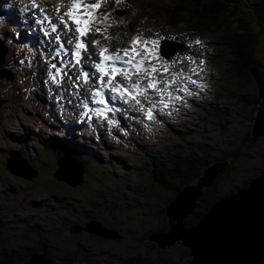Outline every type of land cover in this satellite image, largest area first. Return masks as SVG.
Returning <instances> with one entry per match:
<instances>
[{
    "label": "rangeland",
    "instance_id": "374dc122",
    "mask_svg": "<svg viewBox=\"0 0 264 264\" xmlns=\"http://www.w3.org/2000/svg\"><path fill=\"white\" fill-rule=\"evenodd\" d=\"M236 1V9L240 12L237 20H247L251 24L258 22L256 9L264 7V0ZM105 3L106 0H102L101 6ZM176 3L177 0H136L126 9L130 14L133 10L138 12L131 20L128 17L119 21L113 14L104 18L96 16L97 23L104 26L97 33L93 25L94 30L91 28L85 36L79 37L87 45L94 46V50L89 51L87 48L83 52V60L78 67L80 71L73 75L65 68L57 75L51 66L53 62L57 67L62 62L73 65V51L62 49V54L47 59L48 66L43 70L24 67V77L14 76L12 82L6 79L0 81V100L5 102L0 115V228L5 236L0 243V264L6 263V257L12 253L15 254L11 258L15 255L25 258L24 255L30 250L31 254L26 257L28 259L45 245L47 248L41 252L42 256H46L47 252L55 264H63L65 256H75L78 252L91 255L88 257H93L97 264H120V261L135 257L143 259L146 264L154 263L160 255L158 249L147 239L148 244L141 242V239L148 233L164 231V226L168 225L165 213L160 215L159 211L164 209L171 191L156 184L153 162L160 158L162 166L164 164L171 170L173 162L181 161L178 164L184 167V171L189 160L199 163L209 158L213 162L209 166H212L229 161L226 158L241 148L237 158H231V167L226 171L227 180H220L211 198L230 196L237 186L241 187L238 190L248 189L250 182L261 174L264 169V139L259 138L255 144L247 141L256 114L253 116L252 107L242 99L256 94L258 87L254 83L243 87L234 82L227 72V60L221 55L220 49H216L215 56L209 58L210 64L201 65L199 75L207 77L213 73L216 76V83L209 82L208 101L196 109L189 106L190 103L176 99V106L182 107L178 112L182 117L180 120L177 121L173 114L168 113L171 122H164L162 126L154 124L149 129L143 127L150 116L148 108L154 106V101L170 96L172 91L179 95L184 94L187 88L195 89L190 83L188 87L179 89L172 81L170 64L156 58L162 32L195 30L186 18H169V15L174 17ZM235 22L233 28L237 26ZM111 26H117L121 33L110 34ZM253 31L264 32V27L254 24ZM124 32L127 40L114 38ZM203 36L214 46V42L222 41L221 34L215 32ZM136 37L139 38L136 46L142 51L145 48L149 50V54L137 59L154 66L147 68L143 75L130 71L132 75L128 79L119 74L113 77L119 85L123 82L136 86L135 81L139 80L145 85V90H149L145 93L143 88H139L137 94L140 102H135V107L139 109L140 119L132 124L133 119L126 114H117L111 102L106 101L107 97L115 98V94L108 91V95H105L106 88H96L92 82L99 77L98 72L94 73L90 81L89 74L87 81L80 74L84 71L83 62L89 67L96 64L94 56L99 58L101 49H107L106 53L118 52L120 47L115 43L133 44V38ZM260 40L258 57L264 60V36ZM93 41L99 43L91 45ZM107 41L113 45H108ZM76 43L77 40H74L73 47ZM201 47L207 48L204 44ZM178 61L177 66L182 67V60ZM256 67L260 69L262 77V67ZM152 68L157 71L152 72ZM52 76H56V80ZM157 81L163 83L157 84ZM150 82L156 87L148 88ZM92 84L95 89L90 90L88 86ZM21 85L27 87L28 100L19 99L23 97ZM219 88H222L223 95ZM95 90L107 102L103 103L101 109L93 105L95 103H84L94 100ZM84 91L85 94L90 91V96H84ZM184 110L187 112L184 113ZM124 120L139 133L133 136L121 134L118 128ZM6 121L7 125L4 126ZM80 125L86 126V129L75 132V126ZM52 141L71 146L67 155L78 157L84 164L85 174L81 185L73 187V184L56 179L60 171L58 160L66 156V152L54 147L47 148L46 144ZM16 151L37 174L33 181L15 176L8 170V161ZM168 180L175 185L179 183V179L170 176ZM248 182V187L242 188ZM24 216L29 220L22 221ZM91 220L100 221L108 230H117L124 239L114 242L86 232L72 234L74 226H86ZM171 248L165 255L175 261L173 256L179 254L180 248ZM11 258L6 264H11ZM24 262L14 257V263ZM81 263L85 264L80 260H75L74 264Z\"/></svg>",
    "mask_w": 264,
    "mask_h": 264
},
{
    "label": "water",
    "instance_id": "95a60500",
    "mask_svg": "<svg viewBox=\"0 0 264 264\" xmlns=\"http://www.w3.org/2000/svg\"><path fill=\"white\" fill-rule=\"evenodd\" d=\"M0 46L1 66L5 48ZM251 74L260 99L251 136L264 139V81L258 67L253 66ZM13 153L8 161V170L15 176L33 181L37 174L19 152ZM231 160L205 167L193 184L184 186L165 211L168 230L151 233L147 241L160 250L176 245L189 249L188 264H264V169L250 182L248 189L237 190L215 203L197 224H186V220L195 215L205 190L212 188L219 176H226ZM58 163V181L73 184V187L83 183L85 169L80 162L65 157ZM71 232H87L109 240L121 239L117 231L108 230L97 221H91L85 227L74 226ZM1 235L0 230V240ZM30 264L52 263L47 256L40 254L35 255Z\"/></svg>",
    "mask_w": 264,
    "mask_h": 264
},
{
    "label": "trees",
    "instance_id": "16d2710c",
    "mask_svg": "<svg viewBox=\"0 0 264 264\" xmlns=\"http://www.w3.org/2000/svg\"><path fill=\"white\" fill-rule=\"evenodd\" d=\"M240 1V0H239ZM237 5L238 2L236 0H177L175 9L173 10V15H169V18L172 19H180L179 17L186 18V20L191 21L187 22L188 24L191 23V25L194 27V29L198 30L202 34L209 33L212 35V32L221 34V42H214L217 49H220L223 57L227 60V72L231 76V78L234 80V82H237L239 86L247 87L250 83H254L253 76L251 74V69L253 66L259 65L262 67L261 75L264 79V60L259 59V46L263 39L264 32H254V24L261 25L264 27V7H258L256 9V13L258 16V22H255L254 24L249 23L247 20H237V18L240 15V12L237 11ZM191 19V20H190ZM237 20V21H236ZM168 22L167 20H165ZM236 21V22H235ZM233 22L236 23V28H233ZM170 23V22H168ZM260 42V43H259ZM264 53V52H263ZM262 53V54H263ZM255 84V83H254ZM220 93L223 95L222 88H219ZM242 99L247 102L246 105H249V107H252L253 116L257 113L259 110V98L256 94H252L251 96L247 98ZM219 100H221L219 98ZM5 106V102L0 100V113L2 108ZM221 120L223 118H220ZM76 129H79L77 127ZM252 133V132H251ZM248 135L247 141L250 144L257 143L258 139H253L252 136ZM48 143V142H47ZM47 145V146H46ZM45 146L47 148H57L62 149L66 153L69 154L68 151L71 150V146H64L62 142L59 141H52L49 144H46ZM241 148L236 149L233 152V156H230L226 158V160L234 158L236 159L238 156V153L241 152ZM173 161V160H172ZM191 162L188 163L189 165L187 168L182 171L184 167H180L181 161L173 162V168L169 170L166 168L160 160V158L157 159V162H153L155 164V168L153 170V176L156 184L165 189L171 191V197L166 202L164 209L159 211L160 215H163L169 206L170 201L175 198V196L178 194L179 191L183 189L184 186L191 184L192 182L196 181L198 177L202 174V169L206 166H209L213 162L208 158L205 159L203 162L195 163V161L189 160ZM175 164V165H174ZM264 165V157L262 161V166ZM231 167V166H230ZM229 167V168H230ZM264 168V167H263ZM263 170V169H262ZM189 172V178L187 177V173ZM168 176L171 178H177L179 179L178 185H175L174 183L170 182L168 180ZM219 178L216 181V184L210 188L205 190V195L202 197L198 209L195 212V215L188 218L186 220V224L188 226L196 224L200 219L206 216L208 213V210L217 202H219L221 199L225 197V195H219L216 198H211V195H214V192L216 191V188L218 186V183L220 180H227V176H219ZM248 183L242 188H247ZM241 187L237 186L234 189V193ZM210 199V200H209ZM1 221V219H0ZM168 225H165L163 230H167ZM1 230V228H0ZM114 230V229H112ZM2 232V231H1ZM148 235H143L141 242H144L145 244H148L146 242V239H148ZM5 236L2 233L1 235V243L4 240ZM112 241V240H108ZM115 242V241H114ZM119 242V241H116ZM151 245V244H149ZM176 247V246H175ZM180 249H178L179 254L173 256L175 258V261L172 260V257H169L166 254V252L170 251L172 248H169L166 251L160 250L156 245L155 248L158 249V253L160 254L157 260H154V263H148V264H157L159 262H164L165 264H178L179 261H183L189 254L190 251L188 249L182 248L177 245ZM47 246L45 245V248H39L37 251V254H40L41 252L46 251ZM34 253V252H33ZM47 253V252H46ZM15 253H12V255L7 256L6 263H9L8 258H11ZM31 254V251H28L24 256L25 258L21 256H14L16 258H21L24 263H26L33 255H31L28 259V255ZM91 256V255H88ZM84 255V253H76L75 256H65L63 259V263L65 264H74L75 260L77 261H84L86 264H97L93 257H88ZM14 257H12L11 264L14 263ZM79 257V259L77 258ZM82 260H81V258ZM51 258V257H50ZM20 259V260H21ZM27 259V260H25ZM89 260V261H88ZM136 263V264H146V261L143 259H139L135 257L134 259H128L125 261V263ZM5 262L3 264H6ZM16 264V263H14ZM99 264V263H98ZM114 264V263H112ZM121 264V263H120Z\"/></svg>",
    "mask_w": 264,
    "mask_h": 264
},
{
    "label": "snow or ice",
    "instance_id": "6c2138e0",
    "mask_svg": "<svg viewBox=\"0 0 264 264\" xmlns=\"http://www.w3.org/2000/svg\"><path fill=\"white\" fill-rule=\"evenodd\" d=\"M33 5L36 6L35 0H33ZM101 8L100 0H73L72 11L66 13L69 17L70 21L75 25V32L78 34L77 43L75 45L76 52L75 55L79 57V50L85 49L86 45L79 41V37L84 36L88 31L91 30L92 26L97 23L96 16L94 15L95 10ZM65 24V28H68V21H62ZM52 31H57V27L55 24L52 25ZM97 33H100L102 30L99 27L95 28ZM60 38L57 37V40ZM139 38H133V48L130 51L129 49H123L124 55L127 57L125 60L118 54L106 55L107 49H101L100 51V62L95 64L96 70L100 73L101 82H103V77L108 75L109 79L106 82V86L110 88L113 93L120 92L121 95H124V92L121 90L123 88L122 85L114 84L113 77L117 74L121 75L125 79H128L132 73L128 70L129 68L135 67L139 69L140 65H143V59H137V57H144L146 54H149V50L145 48L143 51H140L136 48V41ZM94 44H98L99 41H93ZM154 43V42H152ZM69 44H71V40H69ZM64 47V45H61ZM78 62V61H77ZM107 63H110L112 67L109 69L107 67ZM195 62V61H192ZM119 63L120 65H127L128 67L124 68L122 71L118 70L116 65ZM52 68L56 70L57 74H60L61 69H59L55 64L52 65ZM152 72L157 71L156 68L151 69ZM85 81L88 79V73H83ZM163 83L162 81H157V84ZM137 89V93L140 91L139 85L135 86ZM156 84L149 83L148 88H155ZM99 95V93H97ZM133 98H136L133 95ZM140 101L137 99V103ZM97 103H107L104 100L97 101ZM104 111V110H102ZM151 115V112H149Z\"/></svg>",
    "mask_w": 264,
    "mask_h": 264
},
{
    "label": "bare ground",
    "instance_id": "6f19581e",
    "mask_svg": "<svg viewBox=\"0 0 264 264\" xmlns=\"http://www.w3.org/2000/svg\"><path fill=\"white\" fill-rule=\"evenodd\" d=\"M69 11V10H68ZM5 12V11H4ZM9 15H10V13H9ZM72 28H73V26H72ZM63 31H72L73 33H74V35L75 36H78V34L73 30V29H71V28H69V29H66V28H64V29H62ZM1 47V46H0ZM65 49H67V48H65ZM5 57V56H4ZM4 66V63H3V65H2V67ZM0 70H1V66H0ZM92 82H94V81H92ZM89 88H90V90H92L93 88H95L94 87V85L92 84V85H89L88 86ZM84 96H87V97H89L90 96V91H88L87 92V94H85V91H84ZM114 105L116 106V108L117 109H123L124 111H125V113L126 114H128L129 116H132L133 118V122H132V124H134V123H136V120H137V116L133 113V111H132V107H128V106H126L123 102H121L119 99H115L114 100ZM163 119H165L164 117H163ZM76 156V155H75ZM78 158V157H77ZM16 179V178H15ZM4 187V186H3ZM2 193H4V190H3V192ZM17 195V194H16ZM38 206V205H37ZM37 208V207H36ZM13 210V209H12ZM11 210V211H12ZM2 212V211H1ZM14 212V211H13ZM4 214V213H3ZM7 214V213H6ZM13 216V215H12ZM4 217V216H3ZM2 219V218H1ZM22 219V221L23 220H29V218L27 217V218H25V216H24V218H21ZM19 225V224H18ZM12 226V225H11ZM14 234V233H13ZM12 238V237H11ZM39 240V239H38ZM0 243H1V241H0ZM33 245V244H32ZM177 246V245H176ZM179 246V245H178ZM173 247H175V246H173ZM171 248V247H170ZM186 249V248H185ZM167 250V249H166ZM189 250V249H188ZM18 251V250H17ZM30 251V250H29ZM49 251V250H48ZM162 251H164V250H162ZM190 251V250H189ZM14 252V251H13ZM52 253H54V252H52ZM58 253V252H57ZM40 254H43V253H40ZM40 254H35V255H40ZM35 255H33L25 264H30V262H31V259L35 256ZM54 255V254H53ZM75 255V254H74ZM16 256V255H15ZM46 256L48 257V258H50L49 256H48V253H46ZM78 259H79V257H77ZM81 258V257H80ZM187 258V257H186ZM186 258L183 260V261H185L186 260ZM21 259V258H20ZM64 259V258H63ZM26 260V259H25ZM62 260V259H61ZM81 260H82V258H81ZM89 261V260H88ZM83 262V261H82ZM125 262V261H124ZM62 263H63V260H62ZM78 263V262H77ZM85 263V262H84ZM110 263V262H109ZM114 263V262H113ZM120 263L121 264H123L122 263V261H120ZM183 263V262H182ZM82 264V263H81ZM86 264V263H85ZM94 264V263H93ZM99 264H101V263H99ZM126 264H136V263H133V262H131V263H126ZM157 264H165L164 262H160V263H157ZM186 264H188V262H186Z\"/></svg>",
    "mask_w": 264,
    "mask_h": 264
},
{
    "label": "clouds",
    "instance_id": "9594fccd",
    "mask_svg": "<svg viewBox=\"0 0 264 264\" xmlns=\"http://www.w3.org/2000/svg\"><path fill=\"white\" fill-rule=\"evenodd\" d=\"M17 1V0H16ZM207 48H209V49H214V51H216V47L212 44V42H210V40H208L207 41ZM211 53H213V52H211ZM215 55H213L212 56V58L214 57ZM209 82L210 83H216V76L213 74V73H211V74H209L208 76H207V81H206V85H205V88H206V92L208 93V98H209V96H210V92H208L207 90L209 89ZM254 83H255V81H254ZM256 84V83H255ZM256 87H257V85H256ZM257 94H258V88H257ZM258 96V95H257ZM205 102L206 101H208V99H206V95H205V100H204ZM77 130V129H76ZM252 132V131H251ZM69 156V155H68ZM70 157V156H69ZM91 221H96V220H91ZM91 221H89V222H91ZM97 222H99V223H101L100 221H97ZM102 224V223H101ZM82 226V225H81ZM103 226V225H102ZM85 227V226H84ZM168 230V229H167ZM111 231H117V230H111ZM166 231V230H165ZM118 232V231H117ZM83 233V232H82ZM87 233V232H86ZM119 233V232H118ZM152 233H154V232H152ZM151 234V233H150ZM149 234V235H150ZM119 235H120V233H119ZM148 235V236H149ZM97 237V236H96ZM120 237H121V235H120ZM103 240H104V238H102ZM124 239V237H121V239H119L118 241H121V240H123ZM107 240H109V239H107ZM112 241H117V240H112ZM48 258V257H47ZM49 259V261H51V263L52 264H55L54 262H53V260L51 259V258H48ZM63 264H65V263H63Z\"/></svg>",
    "mask_w": 264,
    "mask_h": 264
},
{
    "label": "flooded vegetation",
    "instance_id": "af4514ba",
    "mask_svg": "<svg viewBox=\"0 0 264 264\" xmlns=\"http://www.w3.org/2000/svg\"><path fill=\"white\" fill-rule=\"evenodd\" d=\"M104 240H107V239H104ZM107 241H108V240H107ZM186 259H187V258H186ZM185 261H186V260H185ZM186 262H188V261H186ZM122 263H123V264H126V263H128V262L125 263L124 261H122Z\"/></svg>",
    "mask_w": 264,
    "mask_h": 264
}]
</instances>
